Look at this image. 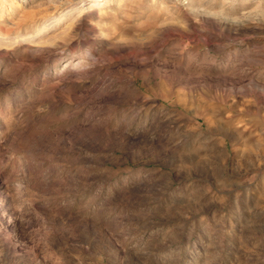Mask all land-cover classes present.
Returning <instances> with one entry per match:
<instances>
[{"label":"rangeland","instance_id":"obj_1","mask_svg":"<svg viewBox=\"0 0 264 264\" xmlns=\"http://www.w3.org/2000/svg\"><path fill=\"white\" fill-rule=\"evenodd\" d=\"M0 0V264H264V0Z\"/></svg>","mask_w":264,"mask_h":264},{"label":"bare ground","instance_id":"obj_2","mask_svg":"<svg viewBox=\"0 0 264 264\" xmlns=\"http://www.w3.org/2000/svg\"><path fill=\"white\" fill-rule=\"evenodd\" d=\"M99 0H93L91 3V5H92V7H95L96 5H97V2H98Z\"/></svg>","mask_w":264,"mask_h":264}]
</instances>
